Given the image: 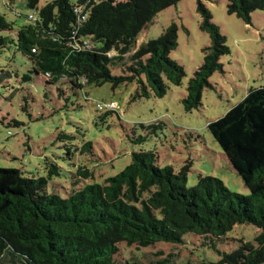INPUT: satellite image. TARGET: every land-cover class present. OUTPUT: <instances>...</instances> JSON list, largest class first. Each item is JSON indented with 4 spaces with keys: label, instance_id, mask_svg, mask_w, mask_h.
I'll list each match as a JSON object with an SVG mask.
<instances>
[{
    "label": "trees",
    "instance_id": "16d2710c",
    "mask_svg": "<svg viewBox=\"0 0 264 264\" xmlns=\"http://www.w3.org/2000/svg\"><path fill=\"white\" fill-rule=\"evenodd\" d=\"M181 1L53 0L39 9L40 0H25L28 9L37 12L27 24L18 27L0 12V54L13 47L29 60L25 82L33 74L43 75L48 85L68 84L86 100L87 87L104 84L113 89L136 84L131 102L162 99L170 85L181 86L186 77L184 68L170 57L178 47L177 27L139 48L137 38L159 13ZM226 1L229 14L246 24H251L254 12L264 11V0ZM197 10L200 29L211 44L188 83L183 99L187 112L202 107L210 77L222 69L221 58L231 54L203 0ZM8 77L3 72L0 84ZM59 96L65 98L66 92L59 89ZM99 112L104 121L116 114ZM141 126L147 133L133 139L139 146L165 128L161 122ZM207 128L249 195L233 193L212 176H200L188 188L191 163L181 170L162 167L156 150L134 152L119 174L99 181L100 165L91 169L86 163L74 164L78 155H94L93 143L78 145L77 136L68 133L57 138L64 143L61 159L73 170L72 188L65 196L56 184L50 191L53 179L61 175L56 161H45L47 176L0 169V264L6 258L11 264H142L127 259L123 249L185 246L186 237L219 256L217 262L200 264H264V87L251 89ZM237 225L256 227L255 240L229 237ZM233 243L239 246L233 249ZM157 257L153 264H179L172 253L160 252Z\"/></svg>",
    "mask_w": 264,
    "mask_h": 264
},
{
    "label": "rangeland",
    "instance_id": "374dc122",
    "mask_svg": "<svg viewBox=\"0 0 264 264\" xmlns=\"http://www.w3.org/2000/svg\"><path fill=\"white\" fill-rule=\"evenodd\" d=\"M5 1L6 4L0 5V12L18 27L27 24L30 15H37L28 9L25 0ZM52 1L40 0L39 9ZM198 1L182 0L162 11L137 38L139 48L158 39L166 29L177 27L178 47L170 57L184 68L186 77L181 86L170 85L162 99L131 102L136 84L118 89L104 84L87 87L86 100L80 90L74 91L68 84L48 85L43 75L33 74L31 81L25 82L24 76L31 68L29 60L15 53L13 47L1 53L0 77L3 72L9 77L0 84V169H19L27 176H47L45 161H56L62 170L50 184V191H54L56 184L58 193L64 195L72 188L73 170L61 159L64 143L57 138L61 133H68L77 136L78 145L93 143L94 155H78L74 164L86 163L91 169L100 165L96 170L99 181L119 174L131 163L134 152L156 150L162 167L171 165L181 170L191 163L188 188L194 187L200 176H212L222 180L233 193L249 195L250 190L207 127L238 105L251 89L264 87V11L254 12L251 24H246L229 14L226 0H203L213 23L226 37L231 54L221 58L222 69L210 77L211 88L204 92L202 107L187 112L183 99L188 83L203 64V50L211 44L209 35L200 29ZM59 89L66 92L65 98L59 96ZM110 102L116 104V114L104 121L101 119L104 113L97 110V104ZM158 122L164 124L163 131L151 136L142 146L133 143V139L147 133L141 124ZM258 233L252 225H237L229 237L253 242ZM186 241L185 246L158 244L147 249L123 250L127 259L142 264L155 263L160 252L166 256L175 254L179 264L219 260L214 251L199 249L198 242L191 237H186ZM232 246L235 249L239 244ZM3 264H11L10 259L6 258Z\"/></svg>",
    "mask_w": 264,
    "mask_h": 264
},
{
    "label": "built area",
    "instance_id": "2783aa9c",
    "mask_svg": "<svg viewBox=\"0 0 264 264\" xmlns=\"http://www.w3.org/2000/svg\"><path fill=\"white\" fill-rule=\"evenodd\" d=\"M4 2V0H2ZM81 10L80 9H77L76 10V13H80ZM31 19L35 20V16L31 15L30 16ZM78 46V45H77ZM78 48H80V46H78ZM35 50H33L34 52ZM97 109L99 111H113L116 109V104L114 102H110V103H98L97 104Z\"/></svg>",
    "mask_w": 264,
    "mask_h": 264
}]
</instances>
